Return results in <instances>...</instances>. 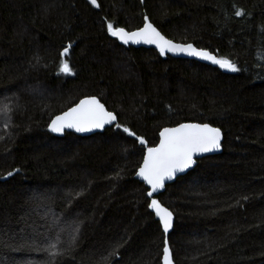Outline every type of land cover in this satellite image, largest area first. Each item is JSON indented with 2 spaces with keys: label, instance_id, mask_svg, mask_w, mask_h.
Segmentation results:
<instances>
[{
  "label": "trees",
  "instance_id": "obj_1",
  "mask_svg": "<svg viewBox=\"0 0 264 264\" xmlns=\"http://www.w3.org/2000/svg\"><path fill=\"white\" fill-rule=\"evenodd\" d=\"M0 0V264H162L165 235L136 178L146 151L115 126L48 130L97 96L118 122L159 141L166 126L210 123L223 151L198 159L156 199L170 208L175 264H264V0ZM240 10L243 14L236 16ZM168 38L232 60L238 72L125 46L107 32L144 18ZM69 44V54L60 53ZM66 59L71 75L59 71ZM247 197V199H244ZM27 245H31L29 248ZM19 249V250H17Z\"/></svg>",
  "mask_w": 264,
  "mask_h": 264
},
{
  "label": "snow or ice",
  "instance_id": "obj_2",
  "mask_svg": "<svg viewBox=\"0 0 264 264\" xmlns=\"http://www.w3.org/2000/svg\"><path fill=\"white\" fill-rule=\"evenodd\" d=\"M94 7H99L97 0H89ZM240 10L235 12L236 16H241ZM107 32L115 37L123 44H148L155 45L161 56L166 53H183L188 56L198 57L205 61H210L214 65H218L221 69L231 72H238L240 69L230 59L218 57L205 49H198L192 44H176L172 40L166 39L150 22L148 17L144 18L143 27L135 31H126L121 27H114L113 23H107ZM69 44L60 53L61 57L69 54ZM59 71L66 75H71L72 69L66 59L62 60L59 65ZM9 111L7 105L0 107V114H6ZM118 116L116 113L109 111L96 96H89L81 99L78 104L70 107L67 111L55 116L48 125V129L52 133L63 134L66 129L74 130L76 133L91 132L97 129H104L105 125H114L116 129H122L129 137H134L141 146L146 148L143 155V162L140 164L136 173L150 190L146 192V196L151 198L147 207L151 209L155 217L158 218L160 226H162L165 235L162 260L163 264H173L171 251L168 244L167 234L173 227V213L164 207L157 199L152 198L154 193L163 189L166 180H173L177 173H183L187 169L193 167L196 163L195 157L204 153L219 150L221 147L222 133L220 128L212 127L207 123H181L176 127H165L159 132V143L152 147H147L148 141L137 135L128 126L116 123ZM19 172V169L9 171L3 179H7ZM244 199H247L245 197ZM79 227L73 229L71 240L68 248L63 251L58 250L61 243L59 235L55 242H49L46 247L40 249L47 253L51 258V264H55L57 256H63L66 252H70L75 246ZM31 248V245H27ZM117 245L107 257H104V264H111V258L117 254ZM19 250V249H17Z\"/></svg>",
  "mask_w": 264,
  "mask_h": 264
},
{
  "label": "water",
  "instance_id": "obj_3",
  "mask_svg": "<svg viewBox=\"0 0 264 264\" xmlns=\"http://www.w3.org/2000/svg\"><path fill=\"white\" fill-rule=\"evenodd\" d=\"M88 2H89V0H87ZM97 3L99 4V2H98V0H97ZM95 8H99V7H95ZM148 22H150L166 39H169V40H172V39H170V38H168L166 35H164L162 32H161V30L158 28V27H156L151 21H150V19L148 18ZM143 27V26H142ZM121 28H123V27H121ZM126 31H129V32H131V31H135V30H128V29H126V28H124ZM137 30V29H136ZM118 40V39H117ZM173 41V43H176V44H192L194 47H196V48H198V49H204V48H200V47H198V46H196L194 43H181V42H177V41H174V40H172ZM118 42L120 43V44H122V45H125V44H123L122 42H120L119 40H118ZM125 46H134V47H146V48H154L157 52H159V50L155 47V45H148V44H143V43H141V44H132V43H129V44H127V45H125ZM205 50H207V51H209V52H211L213 55H216L215 53H213L212 51H210L209 49H205ZM167 55H169V56H172V57H176V58H185V59H190V60H195V61H198V62H201V63H204V64H207V65H211V66H214V67H218L219 69H221L218 65H214V64H212L210 61H205V60H202V59H200V58H198V57H192V56H188V55H186V54H183V53H166L164 56H167ZM217 56V55H216ZM222 71H224V72H230V71H228V70H226V69H221ZM86 97H89V96H86ZM86 97H83L82 99H84V98H86ZM97 97V96H96ZM99 100H100V98L99 97H97ZM81 100V99H80ZM79 100V101H80ZM79 101L76 103V104H78L79 103ZM100 102L101 103H103L101 100H100ZM75 104V105H76ZM104 104V103H103ZM75 105H73V106H75ZM105 105V104H104ZM72 106V107H73ZM105 107H106V105H105ZM107 108V107H106ZM108 109V108H107ZM68 110V109H67ZM66 110V111H67ZM109 110V109H108ZM110 111V110H109ZM65 112V111H64ZM113 112V111H112ZM63 113V112H62ZM62 113H60V114H62ZM115 113V112H114ZM60 114H58V115H60ZM57 116V115H56ZM55 117V116H54ZM53 117V118H54ZM52 118V119H53ZM51 122V121H50ZM118 122V119H117V121H116V123ZM184 123H199V122H192V121H190V122H184ZM207 124H209L210 126H212V127H216V126H214V125H212V124H210V123H207ZM179 125V124H178ZM178 125H175V126H166V127H169V128H171V127H176V126H178ZM111 126H113V125H105V128L104 129H97V130H93V131H91V132H85V133H76L74 130H70V129H66L65 130V132L63 133V134H57V133H52L49 129V132L50 133H52L53 135H55V136H58V137H62V136H64L65 135V133L66 132H73V133H75L76 135H79V136H91V135H93V134H95V133H98V132H104L107 128H109V127H111ZM165 128V127H164ZM217 128H219V127H217ZM163 129V128H162ZM161 129V130H162ZM221 130V133H222V139H221V147H220V149L219 150H216V151H212V152H209V153H204V154H201V155H198V156H196L195 157V160H196V163H195V165L193 166V167H191V168H189V169H187L185 172H183V173H177V175H176V177L173 179V180H166L165 181V186H164V188L163 189H160L158 192H156V193H154V195H153V197L152 198H155L156 199V196H158V195H160L161 193H163L164 191H165V189H166V187H167V185L168 184H170V183H172V182H174V181H176V179L178 178V177H180V176H182V175H185V174H187L189 171H191L196 165H197V162H198V159H201V158H203V157H206V156H209V155H214V154H219V153H221L222 151H223V141H224V133H223V131H222V129H220ZM158 143H159V141H158ZM157 143V144H158ZM138 172V171H137ZM136 178L139 180V181H141V182H143L142 181V179L139 177V176H137L136 175ZM144 183V182H143ZM145 184V183H144ZM145 186L148 188V186L145 184ZM148 190H150L149 188H148ZM151 199V198H150ZM162 204V203H161ZM164 207H166V208H168L167 206H165L164 204H162ZM172 213H173V211L170 209V208H168ZM174 225H175V215H174V213H173V227H172V229H170L169 230V233L167 234V239H168V237H169V235H170V233L173 231V229H174ZM169 244V243H168ZM170 247V246H169ZM170 251H171V258H172V261H173V264H175V261H174V257H173V252H172V250H171V248H170ZM163 264V263H162Z\"/></svg>",
  "mask_w": 264,
  "mask_h": 264
},
{
  "label": "rangeland",
  "instance_id": "obj_4",
  "mask_svg": "<svg viewBox=\"0 0 264 264\" xmlns=\"http://www.w3.org/2000/svg\"><path fill=\"white\" fill-rule=\"evenodd\" d=\"M6 119H4L6 122L9 121V115L8 113L5 114Z\"/></svg>",
  "mask_w": 264,
  "mask_h": 264
}]
</instances>
